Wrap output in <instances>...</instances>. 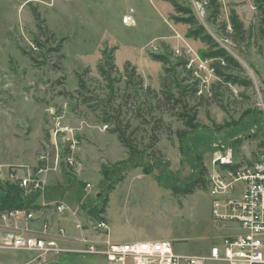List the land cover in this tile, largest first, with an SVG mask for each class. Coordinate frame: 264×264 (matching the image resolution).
Wrapping results in <instances>:
<instances>
[{
  "label": "rangeland",
  "instance_id": "obj_1",
  "mask_svg": "<svg viewBox=\"0 0 264 264\" xmlns=\"http://www.w3.org/2000/svg\"><path fill=\"white\" fill-rule=\"evenodd\" d=\"M259 1L264 10V0ZM172 2L190 9L195 23L183 22L187 15ZM262 10L254 0H0V181L11 183L8 175L15 170L45 166L41 178L46 191L37 202L65 206L60 214L50 206L44 209L66 230V236L58 238L63 248L77 246L81 233L94 238L89 212L107 197L102 216L111 242L167 239L176 252L207 253L214 240L231 232L210 214L207 178L215 154L229 148L236 161L247 162L264 143ZM232 14L243 31L231 27ZM36 16L51 35L39 34ZM199 26L241 64L243 71L227 72L248 86L215 75L213 60L201 55L207 46L190 34ZM106 52L117 70L111 76L120 77L123 91L126 63L135 67L142 85L156 92L165 66L172 68L180 85L191 81L189 68L203 95L189 99L195 127L155 112L164 124L156 153L129 155L109 131L111 125L106 128L102 113L111 108L104 107L108 89L98 70ZM154 55L165 56L167 63ZM77 74H83L87 89L79 87ZM129 104L123 107V118L126 122L131 117L134 128L138 120L132 118ZM147 127L134 129L142 142L147 141ZM201 170L205 183L191 193L173 192ZM0 264L106 260L71 251L41 259L35 252L0 248Z\"/></svg>",
  "mask_w": 264,
  "mask_h": 264
},
{
  "label": "built area",
  "instance_id": "obj_2",
  "mask_svg": "<svg viewBox=\"0 0 264 264\" xmlns=\"http://www.w3.org/2000/svg\"><path fill=\"white\" fill-rule=\"evenodd\" d=\"M212 164L207 178L210 214L231 232L214 240L207 253L176 252L167 239L111 242L102 219L93 220L91 228L95 233L90 236L94 238L81 233L77 246L61 247L58 238H64L66 230L54 224L44 209L50 206L60 214L65 206L60 202H37L46 191L41 178L45 166L21 173L15 170L8 175L24 198L34 196L31 206L37 207L0 211V248L35 252L41 259L63 251L90 253L103 256L106 264H264V145L247 162L236 161L229 148L220 149ZM79 225L76 227L82 230Z\"/></svg>",
  "mask_w": 264,
  "mask_h": 264
},
{
  "label": "trees",
  "instance_id": "obj_3",
  "mask_svg": "<svg viewBox=\"0 0 264 264\" xmlns=\"http://www.w3.org/2000/svg\"><path fill=\"white\" fill-rule=\"evenodd\" d=\"M254 1L262 10L263 4H259V0ZM172 3V5L181 11L182 14L187 15L186 18H182L183 22L189 24V26L195 23L190 9L185 7L180 8L177 7L175 2ZM262 11L264 13V10ZM36 21L37 26L40 29V35L43 33L46 34V32L51 35L49 30L42 26V20H40L38 16H36ZM230 22L232 25L231 27H233L234 30L240 29L243 31L242 23L237 21V18L233 14L230 16ZM262 31L264 32V30ZM190 34L201 37V40L207 46V52H202L201 55L205 60H213L211 66L216 76L223 78L226 83L232 81L238 82L245 86L249 85V82L246 80L239 79L236 75L232 76V74L227 72L229 70H236L239 72L243 71V68L241 64L228 53L227 50L220 47L215 39L205 32L202 26L197 27L196 30H190ZM227 34L230 35L231 33L227 32ZM34 42L37 47L40 45L38 39L35 38ZM29 57L32 61H35V57L31 53ZM101 59L102 60H100L98 64V70L103 80L106 81V88L108 89L106 99L108 104L104 107L109 106V104L111 105L110 110L105 109L102 111V113L105 114L104 121L106 123V128L111 125L109 131L115 134L117 140L127 150L129 155L146 152H149L148 154L156 153L157 150L155 145L158 142V134L161 129H163L164 124L160 116L155 118L153 115L155 112L160 114L166 113L169 116H173L177 120L181 121L185 127L189 129L195 127V111H191L192 107H189L188 103L189 99H202L203 95L198 93L199 89L197 79L194 77L193 72L189 68L185 69L187 74L190 76L189 78L191 81L187 84L180 85L177 81V76H175V72L172 71V68L170 66H165L164 74L160 79L161 88L158 92H156L155 90L150 89L148 86L142 85V79L139 74L136 73L135 67L129 66L128 63H126L124 66L126 86L123 91V89L118 86V83L121 81L120 77L115 78L111 76L113 71H117L114 63L112 62L111 55L106 52L105 55H102ZM154 59L162 62L163 64L167 63V59L163 55H154ZM181 64L186 67V62H181ZM84 72L86 73L87 70ZM77 75L79 87L81 89H87L83 74ZM128 86H130V88H128ZM174 89L178 94H175ZM122 91L123 93H121ZM117 99H119V103L115 104L114 101ZM83 101L89 103L91 99L88 100V98L83 97ZM127 104L130 105L128 109L132 110V118L134 120H138V123L134 128H131L129 123L131 117H129L128 120L124 122L123 107ZM138 125L148 126L146 132L149 134L147 135L146 142L139 140L136 132L134 131ZM143 129L145 131V128ZM260 145H264V143L262 142ZM203 171L201 170L198 175L195 176L191 181L187 182L184 187L173 188V192H181L184 194L191 193L197 185L205 183V180L203 179ZM114 183L110 185V189L113 188ZM103 199L104 200H102L98 206H95L96 208L94 210L89 212L94 220H105L102 214L104 213L107 204V197ZM33 201L34 196H32L30 199L24 198L16 185L9 182L0 181V211L24 207L36 208L37 206H31V202Z\"/></svg>",
  "mask_w": 264,
  "mask_h": 264
},
{
  "label": "bare ground",
  "instance_id": "obj_4",
  "mask_svg": "<svg viewBox=\"0 0 264 264\" xmlns=\"http://www.w3.org/2000/svg\"><path fill=\"white\" fill-rule=\"evenodd\" d=\"M126 21L128 22V19H126Z\"/></svg>",
  "mask_w": 264,
  "mask_h": 264
}]
</instances>
